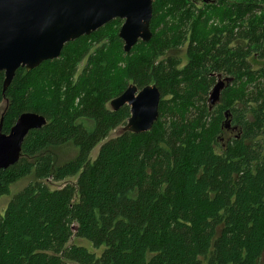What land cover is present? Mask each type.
Instances as JSON below:
<instances>
[{
    "label": "trees",
    "instance_id": "obj_1",
    "mask_svg": "<svg viewBox=\"0 0 264 264\" xmlns=\"http://www.w3.org/2000/svg\"><path fill=\"white\" fill-rule=\"evenodd\" d=\"M202 2L153 0L152 36L128 52L115 18L4 89L0 71L2 131L24 111L46 119L0 168V264H264V0ZM218 75L232 79L209 107ZM130 82L160 92L144 132L109 106Z\"/></svg>",
    "mask_w": 264,
    "mask_h": 264
},
{
    "label": "water",
    "instance_id": "obj_2",
    "mask_svg": "<svg viewBox=\"0 0 264 264\" xmlns=\"http://www.w3.org/2000/svg\"><path fill=\"white\" fill-rule=\"evenodd\" d=\"M153 0H0V71L2 88L10 82L19 67L31 70L42 61L58 57L64 44L88 35L115 18L122 19L117 34L122 49L128 52L139 40L148 41L152 32L149 22ZM232 77L218 78L209 93V107L218 100L221 89ZM160 92L155 84L140 88L130 82L109 101L111 109L129 106L123 131L144 132L158 116ZM226 125H230L225 111ZM46 123L42 114L21 112L8 132L1 129L0 168L16 162L22 141L31 129ZM76 226H72L75 229Z\"/></svg>",
    "mask_w": 264,
    "mask_h": 264
},
{
    "label": "rangeland",
    "instance_id": "obj_3",
    "mask_svg": "<svg viewBox=\"0 0 264 264\" xmlns=\"http://www.w3.org/2000/svg\"><path fill=\"white\" fill-rule=\"evenodd\" d=\"M194 1H195V3H196L197 6H201L202 3H203L202 0H194ZM121 22H122V20H121ZM91 43H94V41H92ZM180 55L182 56L183 60H185L183 51L180 52ZM81 67H82V65H81ZM78 69H80V67ZM2 107H3V104L0 106V110L2 109ZM228 134L229 135H235L236 134V130H232V131L229 130V131H227L226 134H225V136L223 135V138L221 139L222 142L225 141V139L228 136ZM54 151H55V154H56V156H57V158L59 160L58 162H63L65 160H68L70 158H73V156L76 153V150H75L74 146L71 143H66V144L60 145V146L56 147L54 149ZM94 154H95V149L91 153L90 157L93 158L94 157ZM75 179H76L75 177H69V178H66L65 180H62V181H56V182H54L51 185V187H60V186L64 185L65 183L74 182ZM30 180H32V176L31 175L24 176V177L18 179L17 181H15L10 186V192L11 193H14V192L18 191L25 184H27ZM9 196L10 195H3V196L0 197V214L3 212V209L5 208V205H6L7 201H8V199H9ZM71 242L76 243V244H79V245H83L87 249H90L93 252H95L96 254H99L103 250V246L94 249L91 246L90 242L87 241L84 238L72 237L71 238ZM70 264H78V263L73 262V261H70Z\"/></svg>",
    "mask_w": 264,
    "mask_h": 264
},
{
    "label": "flooded vegetation",
    "instance_id": "obj_4",
    "mask_svg": "<svg viewBox=\"0 0 264 264\" xmlns=\"http://www.w3.org/2000/svg\"><path fill=\"white\" fill-rule=\"evenodd\" d=\"M122 20V19H121Z\"/></svg>",
    "mask_w": 264,
    "mask_h": 264
}]
</instances>
